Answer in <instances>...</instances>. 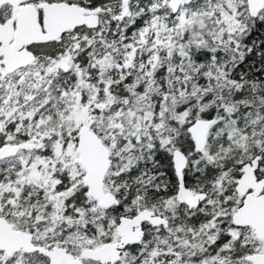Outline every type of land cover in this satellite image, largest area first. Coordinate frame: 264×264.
Returning a JSON list of instances; mask_svg holds the SVG:
<instances>
[{
  "label": "snow or ice",
  "instance_id": "1",
  "mask_svg": "<svg viewBox=\"0 0 264 264\" xmlns=\"http://www.w3.org/2000/svg\"><path fill=\"white\" fill-rule=\"evenodd\" d=\"M0 264H264V0H0Z\"/></svg>",
  "mask_w": 264,
  "mask_h": 264
}]
</instances>
